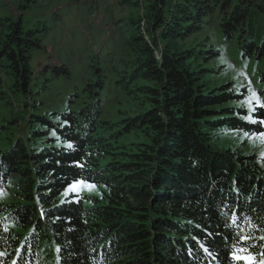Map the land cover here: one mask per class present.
Returning a JSON list of instances; mask_svg holds the SVG:
<instances>
[{"label": "trees", "instance_id": "1", "mask_svg": "<svg viewBox=\"0 0 264 264\" xmlns=\"http://www.w3.org/2000/svg\"><path fill=\"white\" fill-rule=\"evenodd\" d=\"M146 17L132 39L136 65L110 81L121 92L107 97L98 67L61 111L28 104L39 97L30 59L40 39L21 19L0 23V106L23 101L30 133L0 125L11 134L0 192L12 181L19 199L0 202V264H264V173L254 155L214 145L219 132L264 133V71L254 103L251 85L209 90L211 71L191 67L218 48L175 50L209 28L244 61H264V0H152ZM52 70L70 78L65 65ZM139 79L150 84L137 89L147 108L118 126L102 120ZM132 132L149 142L131 152L115 144ZM79 181L102 187V198L67 195Z\"/></svg>", "mask_w": 264, "mask_h": 264}, {"label": "rangeland", "instance_id": "2", "mask_svg": "<svg viewBox=\"0 0 264 264\" xmlns=\"http://www.w3.org/2000/svg\"><path fill=\"white\" fill-rule=\"evenodd\" d=\"M151 2L152 0H0V23L7 19H21L24 29L35 32L41 41V48L32 51L30 59L32 89L39 93V97L36 103L29 101L28 104L41 106L40 102L44 101L45 106L50 109L61 111L67 106L70 96L81 92L88 84L98 67L103 69L106 90L111 92L107 97L121 92L123 86L110 87V81L116 82L114 79L118 71L131 72L136 65L132 39L139 33L138 28L145 34L147 7ZM3 32V27H0V39ZM214 48L220 51L218 58L208 62L204 59L191 61L192 68L202 67L211 71L204 79L207 89H214L230 81L251 85L255 93L254 103H258V90L261 88L259 76L264 71V61H244L235 42H226L209 28L175 44V50L179 51ZM58 65H65L69 69L70 78L63 75L54 77L52 68ZM44 68L48 69L44 71ZM130 85L107 104L102 120L118 126L128 117L147 108L148 98L137 89L150 84L139 79ZM247 105L251 106L249 103ZM22 106L23 101L13 99L12 104L4 101L3 107L0 106V125L6 120L12 122L15 135L23 140L28 128L20 120L24 115ZM39 110L40 114L45 111L41 108ZM10 136L9 131H0V148L9 147L8 144L5 145V139ZM145 142H149L146 137L132 132L116 140L115 144L131 152L136 151L134 146ZM214 145L217 150L254 155L264 173V138L261 135L219 132L214 138ZM12 184V181L9 182L6 189L0 192L1 203L19 201ZM71 192L98 199L104 194L102 187L81 181L73 183L66 194Z\"/></svg>", "mask_w": 264, "mask_h": 264}, {"label": "snow or ice", "instance_id": "3", "mask_svg": "<svg viewBox=\"0 0 264 264\" xmlns=\"http://www.w3.org/2000/svg\"><path fill=\"white\" fill-rule=\"evenodd\" d=\"M253 96L255 97V93H253ZM261 136L264 138V133H262ZM69 147H71V145H69ZM205 251H207V249H205Z\"/></svg>", "mask_w": 264, "mask_h": 264}]
</instances>
